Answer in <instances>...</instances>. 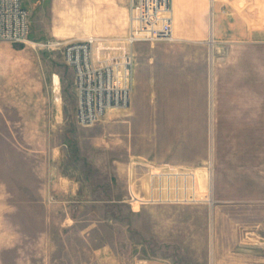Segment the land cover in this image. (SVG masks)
<instances>
[{
  "label": "rangeland",
  "instance_id": "374dc122",
  "mask_svg": "<svg viewBox=\"0 0 264 264\" xmlns=\"http://www.w3.org/2000/svg\"><path fill=\"white\" fill-rule=\"evenodd\" d=\"M23 1L29 40H0V264H264L261 23L135 43L130 105L82 126L72 68L32 41L117 51L130 0Z\"/></svg>",
  "mask_w": 264,
  "mask_h": 264
},
{
  "label": "built area",
  "instance_id": "2783aa9c",
  "mask_svg": "<svg viewBox=\"0 0 264 264\" xmlns=\"http://www.w3.org/2000/svg\"><path fill=\"white\" fill-rule=\"evenodd\" d=\"M130 27L119 39L117 51L100 53L98 35L44 41L34 46L60 49L74 73L77 93L76 118L89 126L111 109L127 108L134 90L135 59L129 47L139 41H174L173 0H130ZM31 31L30 14L23 0H0V40L26 42ZM221 264V263H218Z\"/></svg>",
  "mask_w": 264,
  "mask_h": 264
},
{
  "label": "crops",
  "instance_id": "0c3cea01",
  "mask_svg": "<svg viewBox=\"0 0 264 264\" xmlns=\"http://www.w3.org/2000/svg\"><path fill=\"white\" fill-rule=\"evenodd\" d=\"M257 21L264 36V0H173L174 35L189 44L206 43L209 37L222 42L255 37ZM114 116L110 114L104 125Z\"/></svg>",
  "mask_w": 264,
  "mask_h": 264
},
{
  "label": "bare ground",
  "instance_id": "6f19581e",
  "mask_svg": "<svg viewBox=\"0 0 264 264\" xmlns=\"http://www.w3.org/2000/svg\"><path fill=\"white\" fill-rule=\"evenodd\" d=\"M92 35H94V34H92ZM96 46H100V47H101V46H102V44H100V43H97V44H96ZM108 113H109V111H108Z\"/></svg>",
  "mask_w": 264,
  "mask_h": 264
}]
</instances>
